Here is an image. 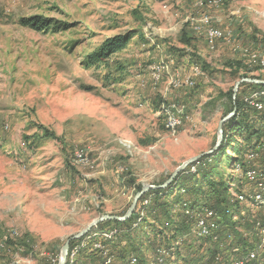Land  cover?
<instances>
[{
    "label": "rangeland",
    "instance_id": "374dc122",
    "mask_svg": "<svg viewBox=\"0 0 264 264\" xmlns=\"http://www.w3.org/2000/svg\"><path fill=\"white\" fill-rule=\"evenodd\" d=\"M202 16L229 33L228 42L220 39L210 49L202 30L191 24ZM125 32L132 38L124 49L103 61L91 57L107 38ZM183 34L192 38V47L181 42ZM261 57L264 0H0V264H58L67 239L102 215L122 216L142 188L158 190L182 163L211 150L218 122L233 109L235 82L243 75L264 80ZM178 76L192 78L193 86L173 84ZM258 102L264 103V94ZM168 115L179 120L172 128L165 127ZM255 117L256 126L264 124ZM228 140L239 154L226 146L200 167L214 166V180H224L255 219L264 218V207L255 210L236 193H255L243 179V165L262 168L264 151L248 147L255 139L239 129ZM197 162L181 172L172 194H163L175 225L194 215L184 205L180 182L191 177ZM178 194L183 201L175 204L172 196ZM139 199L132 214L145 234L141 244L133 239L127 247L124 229L113 225L105 226L104 233L117 230L105 239L94 231L100 222L75 245L87 238L85 250L96 257L89 249L99 240L110 264H122L123 253L125 259L141 258V264H160L162 254L152 241L163 232L173 247L167 264H200L207 246L192 231L173 238L174 224L163 229V210L152 212L153 195ZM240 227L256 243V231ZM224 233L223 244H238L231 230ZM24 237L33 242L29 248L21 245ZM250 247L246 251L257 244ZM256 257L254 264H264V252ZM75 260L101 263L84 255Z\"/></svg>",
    "mask_w": 264,
    "mask_h": 264
},
{
    "label": "trees",
    "instance_id": "16d2710c",
    "mask_svg": "<svg viewBox=\"0 0 264 264\" xmlns=\"http://www.w3.org/2000/svg\"><path fill=\"white\" fill-rule=\"evenodd\" d=\"M132 38V32H125L123 34H118L115 35L113 37L107 38L101 45L100 47L91 55V57L94 60L97 61H103V59H105L106 57H108L109 55H112L114 53H117L119 51H121L122 49H124L127 44L129 43L130 39ZM181 42L188 47H192V38H188L185 34L182 35L181 37ZM242 77H247L246 75H243ZM255 78V77H253ZM256 79H259L256 77ZM247 89V90H246ZM257 90V89H264V85H255V84H250V83H244L239 85L238 90H237V95L235 98V103L233 105V107L236 108V114L230 118L227 123L225 124L224 128H223V140L221 145L218 147V149L216 150V152L209 154L207 156H203L201 157L197 164H195V166L197 167L196 171L194 173H191V177H189V179L187 180V176H185V178H183V180H181L182 182H180V186L184 189V192L186 193L187 199H184V205L187 206L189 212L192 214L194 212L193 216H190V221H188L185 217V220L183 221V223H179L177 225L175 221H171V219L168 218V214H169V208H168V202L166 201V199H168L169 197L165 195L164 197V193H166L167 195L172 194V188L180 181V178L182 175H184V173H181L178 178H176L175 180H173L172 183L169 184V186L167 188L164 189H158L155 191H150L145 193L143 196L140 197L139 200H143L145 197H147L149 194L153 195V205L152 206V212H155V209L158 208L160 210H163V213L166 217V221L163 224V229L165 230L166 228L168 229L172 224H174L175 226L173 227V238H175L176 236L179 235H183L185 234L187 231L189 232H193V234L195 233L193 230L195 221L198 217H200V215H202L206 210H215L217 213H219L220 215L217 217V224H218V229H221V227H223V229L225 230H231L235 235H237V240H238V244H234L232 245L231 243H228V245H225L224 249H221L216 242L212 241V238L210 237H197L195 234L193 236V238L195 240H199L202 241V243H204V246H207L206 249L202 250V255L198 256V259L200 262V264H216L218 263V254H225L226 252H228L229 257L223 256L224 259H228V258H232L231 259V264L232 262H234V260L244 256L245 254H247L250 251H246V247H250V249L255 247V244L258 245L259 242V231H258V235H257V231L254 228V221H255V217L254 214H250L249 211H245V209L243 208V206L241 204H243L242 202H239L234 194H232L229 190H231V188L229 189L228 185L226 183H224V180L219 179L217 181L214 180V171L215 168L212 165H205L204 168H201L200 165L203 163V161L207 160V159H211L212 157L215 156V158L220 155V154H224V153H220V151L222 149H226L228 147L233 148L234 150L237 151V153H240V148L238 146H234L232 145L231 141L228 140V137H230L231 134H234L238 129L243 132V134H246V138L247 139H251L254 138L255 142L248 145V147H250L251 149H253L256 153H260V151H264V147L261 145H264V124L261 125H257L256 126V118L255 116L256 113L250 109L249 107H247L244 102H243V97L247 94L246 91H252V90ZM231 100V98H230ZM232 103V101H230ZM155 107H159V105L155 106ZM259 117V116H258ZM260 118V117H259ZM258 118V119H259ZM261 119V118H260ZM262 120V119H261ZM262 122H264V120H262ZM259 148V150H255V148ZM259 155V154H257ZM261 157H263L261 155ZM247 170L246 164L243 165V174L244 171ZM198 177H201L202 181H203V185H205V187H202L201 185L198 184ZM244 179V178H243ZM191 183V187H188L186 185V182ZM191 181V182H190ZM237 189V188H236ZM233 190V191H236ZM140 190V187L137 186L135 187V191ZM232 191V190H231ZM241 190L236 191V193H240ZM235 193V192H234ZM176 195V194H175ZM174 203L179 204L181 201H183V196L181 194H178L177 196H172ZM171 197V198H172ZM247 205L251 206V208H254L251 204L246 203ZM256 209V208H255ZM198 214V215H195ZM234 214V215H233ZM135 216L134 214L131 215V217L125 221H103L100 224H98L94 231H98V232H103L105 226L107 225H113L116 227H119L121 229H124L125 231V236L127 238V242H128V246L130 247L132 244L133 239H138V243H142L143 242V238L145 237V234L142 232L140 225L138 227L133 228L132 224H133V220H134ZM224 219V220H223ZM145 220V218L143 219ZM227 224V225H225ZM192 225V226H191ZM244 225V228L247 226V228L250 227V229L248 230L249 232L251 230L256 231V235H257V241L256 243H250L248 242L249 240H247L245 233L239 232V230L241 229L240 226ZM239 230H236V229ZM243 228V229H244ZM246 231V230H245ZM215 232V233H216ZM163 232H159L160 235L157 236V239H153L152 243L156 244L157 248V252L158 251H162L164 250V253L162 255H160L163 259L164 264H167V259L171 258L172 256V252L171 249H173V247H171L170 245V239H166V235ZM223 232H219V234L221 235ZM251 233V232H250ZM253 233V232H252ZM248 234V233H247ZM210 239V240H209ZM163 240H166V245H164L163 247H160L161 242ZM21 245H23L26 248H29V245H32L33 242L31 243V241L27 238L24 237L21 240ZM252 242V241H251ZM75 243H77L76 241H72L70 243V250L73 248V246L75 245ZM113 244V242H111ZM159 243V244H158ZM249 243V244H248ZM211 244V246L209 245ZM170 245L168 248L166 246ZM235 247V248H234ZM134 252H136L137 254L139 253V249L135 248L133 249ZM246 251V252H245ZM87 252L84 249H81L79 251V253L77 254L76 259H80V257L84 256H89L91 257V261H98L99 259H101V263L103 262V258L101 257V255L98 256H94L93 253L90 252V254L86 255ZM92 254V255H91ZM167 254V255H164ZM127 254H121L120 255V260L122 264H129V258L125 259ZM241 255V256H240ZM94 256V257H92ZM233 259V257H235ZM226 257V258H225ZM133 258V257H132ZM136 264H141L142 259L141 258H136ZM126 260V261H125ZM257 261V257L252 260V262H250L249 264H254V262ZM68 264V262H67ZM80 264V263H77ZM170 264V263H169ZM187 264H189L187 262ZM223 264H230V262H223Z\"/></svg>",
    "mask_w": 264,
    "mask_h": 264
},
{
    "label": "bare ground",
    "instance_id": "6f19581e",
    "mask_svg": "<svg viewBox=\"0 0 264 264\" xmlns=\"http://www.w3.org/2000/svg\"><path fill=\"white\" fill-rule=\"evenodd\" d=\"M191 24L193 26L194 31L195 30H199V32H200V30H202L203 35H204L205 43L210 49L214 48V46L216 45V42L218 40H220V39H226L227 40V39H229V37H227V36H231L229 33L222 32L218 28L214 27L211 24L210 18L207 17V16H202L200 22L192 21ZM205 28H210V30L209 29H205ZM213 35H215V37H213ZM212 38H213V40H211L210 42H207V39H212ZM226 42H228V40ZM255 57H256L255 54H251L250 55V58H255ZM262 59H263V57H261V64H264V61ZM152 76H153V78L155 80H158L159 77H160V74H159V72L155 71L152 74ZM182 81H183V84H185L188 88L193 86L194 80L192 81V78H190L188 76L185 79L183 78L182 80H181V78L179 80V76H178V78L176 80H173V84L175 83L176 85H180L182 83ZM259 91H262V90H259ZM255 92L256 91H252L251 92L252 93V97H251L250 100H249V96H246V97L243 98V101H244L245 104L251 106L254 109V111H257L259 106L260 105H264V103L261 104V103L258 102V95L259 94H253ZM255 113L262 120H264V113H258V112H255ZM177 121H179L177 118H175L172 115H168V116L165 117V127L167 126L168 128L169 127L172 128V127H174L177 124ZM252 157H253V154H251L249 156V159H251ZM243 178L248 183L251 182L252 179L256 178L257 179L256 183H251V184H253L256 189L258 187V190H264V167L259 168V169L247 168V170L244 171ZM238 198L241 199L242 201L250 200L252 202L253 207L256 208V209L264 207V196L262 195V193L249 194L247 192V193H243L242 194L240 192ZM146 203H148L147 199H146V201H144L143 207L146 205ZM143 207L140 210L144 209ZM137 217L140 218L141 216L140 217L137 216ZM217 217L215 218L214 223L213 222H207V218H204V213H203L195 221V224H194V227H193V230L195 232L194 234L197 237H210V238H212L211 236H213L214 234L217 233L216 232L217 228H218ZM137 220L138 221L136 223L134 222L132 224L133 228H135V227H137L139 225V223H138L139 219H137ZM115 231H117V230H115ZM115 231H113V232H115ZM104 232L101 233V236L104 237L105 239H106L107 236L113 234L112 231L110 233L109 232L108 233H104ZM87 235H89V234H87ZM83 239L80 241L81 245H74L73 248L71 249V252L69 253V256H68V264H73V262L76 261L75 259L77 257V254L79 253V251L81 249L87 248V245L85 246V244L88 243L87 242V238H83ZM109 240H110V238H109ZM89 241H91V240H89ZM98 242H99L100 249H97L98 248ZM103 244H101V242L99 240H94V241H92V246H91L92 248L89 249V250L93 251V252H96L99 255H101V252L102 253H107V248ZM259 250L264 252V224H263L262 228L259 230V242H258L256 250L250 251L247 254H245L244 256L234 260V262H232V264H249L250 262H252V260H254L256 258V253ZM160 253L163 254L164 250L160 251ZM101 257L103 258V263L102 264H110L111 263V258L109 256H107V257L101 256ZM130 264H136V260L133 258L131 260ZM151 264H153V263H151ZM160 264H164L163 261H160Z\"/></svg>",
    "mask_w": 264,
    "mask_h": 264
},
{
    "label": "water",
    "instance_id": "95a60500",
    "mask_svg": "<svg viewBox=\"0 0 264 264\" xmlns=\"http://www.w3.org/2000/svg\"><path fill=\"white\" fill-rule=\"evenodd\" d=\"M244 83H250V84H255V85H264V80H259V79H255V78H248V77H242L239 80H237L234 84L233 87V93H232V100H233V105L235 103V98H236V93L238 90L239 85L244 84ZM236 114V108L233 107L232 111L230 113H228L225 117H223L219 122H218V126H217V133H218V138L217 141L215 143V145L213 146V148L207 152H203L201 154H198L190 159H188L187 161H185L184 163H182L178 168H176L172 174L170 175V177L168 178V180H166L162 185L158 186L157 188L159 189H164L165 187H167L181 172H183V170L191 165L192 163L197 162L201 157L203 156H207L209 154L214 153L218 147L221 145L222 140H223V124L225 121H227L228 119H230L231 117H233ZM156 188L154 186H147L142 188L140 191H138L134 197L133 200L131 201V204L129 206V208L127 209V211L125 212V214H123L122 216H117V215H102L99 218L93 220L86 228H84L83 230H81L80 232H78L76 235L70 237L69 239L66 240V242L64 243V245L61 248V252H60V258L58 260V264H65L66 263V259H67V253L69 250V245L71 241L74 240H78L80 238H82L83 236H85L92 227L96 226L98 223L102 222V221H125L127 219H129L136 207V203L138 201V199L145 193L147 192L149 189H153Z\"/></svg>",
    "mask_w": 264,
    "mask_h": 264
},
{
    "label": "built area",
    "instance_id": "2783aa9c",
    "mask_svg": "<svg viewBox=\"0 0 264 264\" xmlns=\"http://www.w3.org/2000/svg\"><path fill=\"white\" fill-rule=\"evenodd\" d=\"M205 29H209V30H210V28H205ZM213 37H215V35H213ZM227 37H230V36H227ZM211 40H213V38H212V39H207V42H210ZM263 93H264L263 91L256 90V92L253 93V94H263ZM248 96H249V100H250L251 97H252V94H248ZM173 112H178V113H179V107H178V106H174ZM255 112H258V113H264V105H260L259 108H258V110L255 111ZM251 160H252V159H251ZM263 167H264V166H263ZM256 180H257V179L254 178V179H252L251 182H249V183H256ZM250 192H255V194H259V193L264 192V190H258V187H257V190H251ZM219 215H220L219 213H217L215 210H212V209H211V210H206V211L204 212V218H207V222H213V223H214L215 218H216L217 216H219ZM263 224H264V218L260 217V218H258V219H255V221H254V228H255V230L257 231V235H258V231L262 228ZM204 227H205V226H204ZM219 232H226V230L223 229V227H221V229H218V232H217L216 234H214L213 236H211V237H212V241H213V242H216L217 245H218L221 249H224L226 244H223V241H224L228 236H227L226 233H224L223 236H221V235L219 234ZM114 233H115V232H113V234H114ZM113 234H112V235H113ZM112 235H109V236H107L106 238H110V237H112ZM97 249H100V247H99V242H98V248H97ZM70 252H71V250L69 251V253H70ZM69 253H68V256H69ZM68 256H67V259H68ZM101 256H103V257H107V256H109V255H108L107 253H102V252H101ZM227 257H229V255H227ZM225 258H226V257H225ZM223 262H230V264H231V258L224 259L223 255L218 254V263H216V264H223Z\"/></svg>",
    "mask_w": 264,
    "mask_h": 264
},
{
    "label": "crops",
    "instance_id": "0c3cea01",
    "mask_svg": "<svg viewBox=\"0 0 264 264\" xmlns=\"http://www.w3.org/2000/svg\"><path fill=\"white\" fill-rule=\"evenodd\" d=\"M255 210H258V209H255Z\"/></svg>",
    "mask_w": 264,
    "mask_h": 264
}]
</instances>
